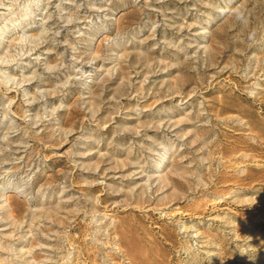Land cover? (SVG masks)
Wrapping results in <instances>:
<instances>
[{
    "label": "rangeland",
    "instance_id": "obj_1",
    "mask_svg": "<svg viewBox=\"0 0 264 264\" xmlns=\"http://www.w3.org/2000/svg\"><path fill=\"white\" fill-rule=\"evenodd\" d=\"M0 264H264V0H0Z\"/></svg>",
    "mask_w": 264,
    "mask_h": 264
}]
</instances>
